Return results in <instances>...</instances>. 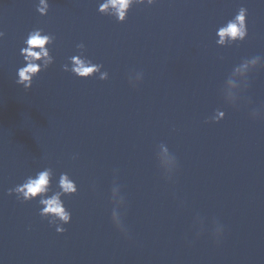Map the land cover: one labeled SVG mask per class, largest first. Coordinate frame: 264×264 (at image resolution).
I'll list each match as a JSON object with an SVG mask.
<instances>
[{
  "label": "water",
  "instance_id": "95a60500",
  "mask_svg": "<svg viewBox=\"0 0 264 264\" xmlns=\"http://www.w3.org/2000/svg\"><path fill=\"white\" fill-rule=\"evenodd\" d=\"M36 2L0 0V264H264V120L248 115L264 104V69L251 76V105L233 108L220 94L234 65L264 55V0H158L123 23L97 0H51L47 16ZM242 3L248 38L218 46L216 29ZM35 27L56 35V60L26 90L16 72ZM82 41L110 79L63 70ZM130 69L145 73L136 88ZM217 108L226 117L205 123ZM161 142L179 161L174 182L156 160ZM47 166L79 185L64 197L73 213L64 233L41 218L38 200L8 193ZM114 169L128 237L111 220ZM214 220L225 227L219 243Z\"/></svg>",
  "mask_w": 264,
  "mask_h": 264
},
{
  "label": "clouds",
  "instance_id": "9594fccd",
  "mask_svg": "<svg viewBox=\"0 0 264 264\" xmlns=\"http://www.w3.org/2000/svg\"><path fill=\"white\" fill-rule=\"evenodd\" d=\"M157 3L158 0H97V11L105 16L112 17L117 22L123 23L128 19L129 12L133 7L152 6ZM35 7L40 15L47 16L52 3L51 0H38ZM248 16L249 9L242 3L235 14L216 29L215 35L217 39L215 43L218 46L226 47L246 40L249 36ZM5 35V31L0 28V41L4 39ZM56 40V35L46 31L43 27H35L28 32L22 42L24 46L20 48L23 63L22 66L17 68V84L22 85L26 90L31 89L40 73L55 63L56 57L52 54V46L56 44ZM75 47L77 49L76 54L70 55L68 62L62 65L65 72H70L79 78L85 79L92 77L102 81L110 79V72L105 69L104 64L95 62L88 55L86 43L82 41L76 44ZM219 59L223 60L224 57L220 56ZM261 69H264V55L245 57L234 65L220 88V94L225 103L233 108L251 105L252 99L247 95L252 83L251 76ZM144 75L145 73L142 69H130L127 73L128 83L136 88L143 82ZM226 115L227 112L225 110L217 108L211 116L206 118L205 123H218ZM248 115L253 120H264V104L251 108ZM155 155L165 180L174 182L180 167L176 155L165 142H161L157 146ZM78 158L79 153L72 154V160L75 161ZM118 172V169H114L110 196V201L113 205L111 220L114 226L125 237H128L130 235L129 228L123 219L126 213L127 200L122 193L123 186L118 182ZM55 177L56 172L53 167H44L37 170L34 174L28 175L22 183L9 188L8 193L10 195L14 193L16 199L21 202L38 200L39 205L42 206L39 209L41 218L54 226L58 233H64L67 231L65 225L69 224L73 218V213L68 208L64 197L77 194L79 185L68 171L60 173L58 180H55ZM95 187V184H93V191H95ZM213 224L212 234L216 242L219 243L225 227L218 220H214ZM193 227L198 228L196 236L199 237L204 230V220L199 214L195 217Z\"/></svg>",
  "mask_w": 264,
  "mask_h": 264
}]
</instances>
